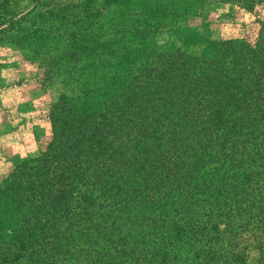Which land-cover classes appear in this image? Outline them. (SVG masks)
I'll list each match as a JSON object with an SVG mask.
<instances>
[{"label": "trees", "instance_id": "trees-1", "mask_svg": "<svg viewBox=\"0 0 264 264\" xmlns=\"http://www.w3.org/2000/svg\"><path fill=\"white\" fill-rule=\"evenodd\" d=\"M42 1L15 45L60 92L0 179V264H264V20L252 42L185 27L189 53L155 37L193 0Z\"/></svg>", "mask_w": 264, "mask_h": 264}, {"label": "rangeland", "instance_id": "rangeland-1", "mask_svg": "<svg viewBox=\"0 0 264 264\" xmlns=\"http://www.w3.org/2000/svg\"><path fill=\"white\" fill-rule=\"evenodd\" d=\"M73 0H54L60 4ZM192 16L176 20L179 32H161L155 43L163 48L172 45L189 53H197L201 39L187 36L185 27L195 29L198 36L213 41L244 38L254 40L257 23L264 20V8L247 13L228 0H193ZM171 7H181V0H168ZM42 0H6L0 10V179L10 165L36 157L49 138L47 110L60 92L58 86L42 89L38 83L41 71L27 60V52L15 44L19 30L34 29ZM50 4V3H49ZM199 15H195L194 14ZM197 16H202L197 17ZM3 20V21H2ZM14 24L13 30L10 29ZM29 55V54H28Z\"/></svg>", "mask_w": 264, "mask_h": 264}]
</instances>
